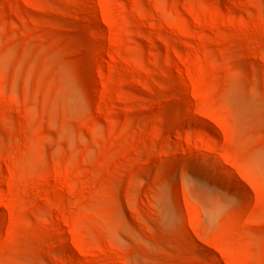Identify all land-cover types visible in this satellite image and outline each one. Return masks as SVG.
Returning <instances> with one entry per match:
<instances>
[{"label": "rangeland", "instance_id": "rangeland-1", "mask_svg": "<svg viewBox=\"0 0 264 264\" xmlns=\"http://www.w3.org/2000/svg\"><path fill=\"white\" fill-rule=\"evenodd\" d=\"M0 264H264V0H0Z\"/></svg>", "mask_w": 264, "mask_h": 264}, {"label": "bare ground", "instance_id": "bare-ground-1", "mask_svg": "<svg viewBox=\"0 0 264 264\" xmlns=\"http://www.w3.org/2000/svg\"><path fill=\"white\" fill-rule=\"evenodd\" d=\"M212 234V233H211Z\"/></svg>", "mask_w": 264, "mask_h": 264}]
</instances>
